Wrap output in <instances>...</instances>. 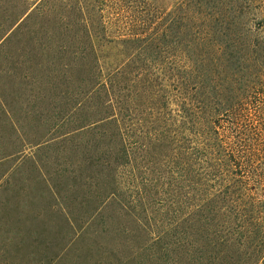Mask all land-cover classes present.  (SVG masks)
Wrapping results in <instances>:
<instances>
[{
    "label": "rangeland",
    "instance_id": "rangeland-1",
    "mask_svg": "<svg viewBox=\"0 0 264 264\" xmlns=\"http://www.w3.org/2000/svg\"><path fill=\"white\" fill-rule=\"evenodd\" d=\"M251 2L218 13L262 41ZM129 4L0 0V264H187L190 186L177 211L173 170L195 158L189 100L254 99L264 48L208 90L212 7ZM133 20L148 26L136 42Z\"/></svg>",
    "mask_w": 264,
    "mask_h": 264
},
{
    "label": "trees",
    "instance_id": "trees-1",
    "mask_svg": "<svg viewBox=\"0 0 264 264\" xmlns=\"http://www.w3.org/2000/svg\"><path fill=\"white\" fill-rule=\"evenodd\" d=\"M110 1L118 5L139 0ZM194 1L214 10L210 13V46L202 69L204 87L214 90V76L234 72L237 64L264 48V40L255 35V23L221 20L218 8L230 7L229 0ZM251 1H257L255 7L262 18L259 25L264 27V0ZM251 1L233 0L248 12L252 10ZM146 24L133 20L124 25L126 32L122 34L131 36L126 41L144 39ZM114 71L120 74L118 68ZM191 72L193 82L198 83L197 71ZM252 96L254 99L189 100L188 116L196 128L200 127L191 136L195 158L190 156L185 170L177 161L173 170L177 211L182 209V183L188 181L186 186H190L188 217L182 228L188 238H183L186 247L178 253L179 258L185 256L187 264L264 261V90ZM175 156L183 157L178 151Z\"/></svg>",
    "mask_w": 264,
    "mask_h": 264
},
{
    "label": "crops",
    "instance_id": "crops-1",
    "mask_svg": "<svg viewBox=\"0 0 264 264\" xmlns=\"http://www.w3.org/2000/svg\"><path fill=\"white\" fill-rule=\"evenodd\" d=\"M7 115L10 117L11 122L13 121V123L11 124L12 127H13L16 131H18L17 128H16V126H15V124H14V121H17V122H18V120L15 119L14 117H12L11 113H7ZM9 117H8V118H9ZM20 123H21V122H20ZM21 124H22V123H21Z\"/></svg>",
    "mask_w": 264,
    "mask_h": 264
}]
</instances>
